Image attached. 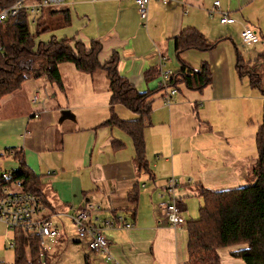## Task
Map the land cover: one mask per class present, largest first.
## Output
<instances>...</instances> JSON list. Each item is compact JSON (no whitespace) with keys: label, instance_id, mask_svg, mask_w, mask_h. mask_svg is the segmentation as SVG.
<instances>
[{"label":"crops","instance_id":"0c3cea01","mask_svg":"<svg viewBox=\"0 0 264 264\" xmlns=\"http://www.w3.org/2000/svg\"><path fill=\"white\" fill-rule=\"evenodd\" d=\"M215 1H218L217 7L213 6ZM257 1L173 0L162 4L159 0H150L147 18L142 21L134 0H65L62 8L70 14L67 26H74L73 40L85 45L90 39L99 40V60L103 62L115 53L119 74L140 92L159 89L162 73L170 72L172 76L179 67L173 42L182 29L193 27L216 44L208 50L188 49L179 54V58L195 70L205 63L210 82L203 89L187 90L179 84L175 89L162 87L152 94L151 110L142 130L148 172L136 165L127 134L103 124L110 115L104 72L100 77L96 75L95 80L90 75L95 101L101 104L100 113L89 123L81 122L75 128L59 129L61 125H55V128L49 127L45 136L43 129L44 138L33 139L31 125L45 113L40 108V96L47 99L46 89L42 93L35 88L30 97L21 86L18 91L0 98V155L12 157L0 170L18 167L10 151L14 149L21 152L25 165L40 176L47 216L58 230L51 255L46 252L51 264H61L71 236L73 244L83 243L82 249L90 252L87 241L76 238L70 222V216L84 203L100 206L97 217L122 216L132 227L103 229L101 233L111 258L94 252L93 260L86 254L83 264H183L186 261L185 222L195 217L196 207L200 205L195 193L196 183L212 191L240 187L253 153L252 144L257 155V128L254 136L245 133L251 114L248 103L255 97L245 88L243 77L237 74L235 45L240 41L238 33L246 26L257 34L262 32L264 0H260L262 12L251 14L249 7ZM48 10L51 7L42 9L37 18L50 15ZM222 13L234 22L221 24ZM150 68L157 69L158 73L145 82L144 73ZM58 69L63 91L66 87L63 79L73 75L74 67L61 63ZM28 80L36 85L46 83L43 79ZM171 90L175 92L166 104L165 95ZM36 91L40 99L32 103ZM237 107L239 115L233 113ZM112 110L125 120L137 117L119 103ZM70 114L72 118L62 120L73 119ZM234 120L238 121L237 125H233ZM81 133L84 135H78ZM69 135L76 136L70 138ZM113 142L120 143V147ZM47 144L49 147L44 150L48 155L63 154L68 149L74 154L72 164L45 160L42 147ZM242 144L248 149H242ZM170 178L177 181L175 193L185 221L176 227L164 220L159 207L168 198L164 189ZM61 239L63 241L57 244ZM244 249L243 244L222 248L219 263L249 264L242 253Z\"/></svg>","mask_w":264,"mask_h":264},{"label":"trees","instance_id":"16d2710c","mask_svg":"<svg viewBox=\"0 0 264 264\" xmlns=\"http://www.w3.org/2000/svg\"><path fill=\"white\" fill-rule=\"evenodd\" d=\"M14 2L16 0H0V9ZM48 11L50 15L47 17L61 16L58 28L69 25L70 14L62 5L53 6ZM39 19L33 22L37 27L41 25ZM29 23L30 15L24 9L0 23V98L18 91L25 80L33 78L43 79L61 91L63 83L58 69L61 63H70L74 69L88 75L101 70L105 73L110 96V115L103 124L121 129L127 134L132 142L136 165L148 172L142 130L151 110L152 94L162 87L175 89L179 84L187 90L195 91L208 85L210 74L205 63L202 62L199 69L195 70L183 62L179 54L188 49L208 50L216 42H210L193 27L182 29L173 42V52L179 67L165 86L160 85L159 89L140 92L119 74L116 68L118 56L115 53L103 62L99 60V40L90 39L88 45L80 40H73L72 37L56 39L50 36L46 42L36 41L41 32L54 29L45 25L41 30L30 33ZM257 35L264 47V33L258 32ZM256 60L263 63L264 78V50L258 54ZM236 64L239 78H248L249 85L256 87L262 97L263 114L256 131L257 155L252 169L253 181L245 186L220 191L205 189L200 183H196L195 193L201 204L198 206L197 217L185 222L187 259L183 264H220L219 250L236 244L245 245L242 253L246 255L249 264H264V82L261 86L258 77H253L252 71L244 69L246 64L238 52ZM157 73L155 68L146 70L144 81H150ZM118 103L136 113L137 117L133 120L118 118L112 110ZM113 143L116 147L121 145L118 142ZM10 151L18 163V167L11 170L12 180L20 181L26 190L37 195L44 206L47 205L42 194L43 183L40 176L25 165L21 152L14 149ZM13 241V264H51L47 259V250L42 248L37 238L26 237L24 233L16 230L13 231Z\"/></svg>","mask_w":264,"mask_h":264},{"label":"rangeland","instance_id":"374dc122","mask_svg":"<svg viewBox=\"0 0 264 264\" xmlns=\"http://www.w3.org/2000/svg\"><path fill=\"white\" fill-rule=\"evenodd\" d=\"M250 12L251 14H255L259 11H263V4L262 1L258 0L256 3H252L250 6ZM41 25L37 27L34 23L30 22L28 24V28L30 33H35L37 29L41 30L45 27V25L52 27L54 29L53 31H45L41 32L39 36H37L36 41H43L46 42L50 38V36H53L56 39H60L63 37L71 38L72 31L74 30V26H63V27H57L59 25V22L61 20V16H52L47 17L45 14L42 16V18L39 19ZM261 33H264V28L261 30ZM236 50L241 54L244 63L246 64L244 69H249L253 72V77H258V82L262 86L264 82V78L262 77L263 73V63L260 61L258 62L256 60L258 54L264 50L263 44L259 41L257 44L250 45V46H241L242 44L240 41H237ZM65 66H71L70 63H64ZM63 74L66 75L65 70L62 69ZM101 76L103 72L101 70L96 71L94 74H92V79H96L97 76ZM99 76V77H100ZM98 77V78H99ZM66 83V87L64 90L59 91L55 86H52L51 84L44 83V85H40L39 83L36 85L33 81H25L22 83V87L27 93V95H30L31 92H33V89L38 88L39 92L44 91L46 89V93H48L47 99L43 98V95L40 96L42 104L40 108L44 110V114L42 115V119L34 121L31 125L33 127L34 131H32V138L36 139L38 136L43 137L47 134V131L49 127L55 128V125H61L59 126V129L62 127H72L75 128L77 124L79 123H89L91 118L96 114L100 113V103H96L95 93L92 92L91 82H90V74H86L85 72L79 71L77 69H73V75L70 77L65 76L63 79ZM243 84H245V88L247 91L253 94L255 99L251 100L250 103H248L249 110L251 111V114L249 115V124H248V130H246L245 133H250L254 136L253 132L255 129H258V126L261 124V117L263 114V106H262V97L260 92H258V89L254 86H250L248 82V78L243 77ZM53 95V96H52ZM31 97V95H30ZM43 99L45 101H43ZM238 107L233 110V113H236V110ZM63 110H68L72 113L73 119L71 120H62L60 121V117H57L61 114ZM239 115V113H236ZM57 117V118H56ZM238 121L234 120L233 125H237ZM36 129H40L39 131ZM44 131V136H42V130ZM256 129V130H257ZM63 132V131H60ZM78 135H84L83 133ZM76 135H69L70 138H74ZM47 143V142H46ZM245 144V142H244ZM242 144V145H244ZM48 144L46 147L43 148V155L44 159L48 160H54V162H64L72 164V159L74 154H70L68 149H65L63 154H52L48 155L46 153V150L48 149ZM242 149H248L245 145L242 146ZM251 160L248 159V167L246 168V177H244L243 184L241 186L248 185V183L253 181L252 177V169L255 166V159H256V151L253 146L251 145ZM12 160V157L9 155H6L2 153L0 155V168H3V166ZM46 174V170L43 171V175ZM200 199V198H199ZM201 204V200H200ZM62 207V206H61ZM196 210L198 211V207H196ZM197 217V213L194 218ZM193 219V218H192ZM13 238V232L11 230L7 231L1 224H0V262L3 264H13L14 255H13V249L5 247L6 239ZM72 236L69 238L68 243L65 245V250L63 251V255L61 256V264H83L85 255L88 254V259L93 260L92 257L94 256V253L88 252L86 249H82L83 243L80 245L73 244L72 243ZM56 240H47L45 239V248L47 249V254L49 256L51 255L52 248L54 246L53 242ZM63 239L60 241L58 240L59 244L62 242ZM85 247V245H84Z\"/></svg>","mask_w":264,"mask_h":264},{"label":"built area","instance_id":"2783aa9c","mask_svg":"<svg viewBox=\"0 0 264 264\" xmlns=\"http://www.w3.org/2000/svg\"><path fill=\"white\" fill-rule=\"evenodd\" d=\"M150 0H134L135 8L139 18L144 21L148 15V4ZM162 4L171 3L173 0H159ZM65 0H16L13 4L0 9V23L9 16H15L17 11L24 9L30 15V22H34L39 12L45 7H57L62 5ZM218 6V1L213 3ZM221 24L234 22L228 18L225 13L219 18ZM242 46H250L260 41L259 35L249 27H244L239 33ZM171 78L170 72H163L161 77V86H165L168 79ZM175 91L171 90L165 95V103L168 104ZM39 92L36 91L32 96V103L39 100ZM36 117L37 115L34 114ZM264 144V136H263ZM177 181L170 178L165 186L164 193L167 199L159 204L162 208L163 218L172 227L184 223V217L181 214V207L177 203L175 188ZM101 211L98 204L84 203L75 214L70 216V222L73 226L77 239L87 241V249L90 252H99L111 258L107 252V241L102 236V230L115 227L131 228L132 224L125 222L122 216L114 218H99L95 214ZM0 224L7 230L21 231L26 237L37 238L43 249L45 248V239L56 240L58 235L57 227L50 221L47 211L40 198L30 191L26 190L24 185L18 180H12L11 170H0ZM5 247H14L13 238L5 240ZM43 257V255H42Z\"/></svg>","mask_w":264,"mask_h":264},{"label":"water","instance_id":"95a60500","mask_svg":"<svg viewBox=\"0 0 264 264\" xmlns=\"http://www.w3.org/2000/svg\"><path fill=\"white\" fill-rule=\"evenodd\" d=\"M64 118H72L71 114L69 111L67 110H63L61 113V117L60 120L64 119Z\"/></svg>","mask_w":264,"mask_h":264}]
</instances>
